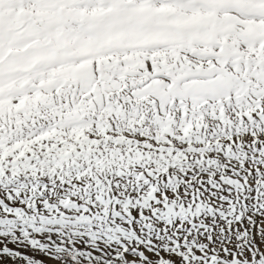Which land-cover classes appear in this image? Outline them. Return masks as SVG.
Instances as JSON below:
<instances>
[{
    "label": "rangeland",
    "instance_id": "374dc122",
    "mask_svg": "<svg viewBox=\"0 0 264 264\" xmlns=\"http://www.w3.org/2000/svg\"><path fill=\"white\" fill-rule=\"evenodd\" d=\"M47 117L144 154L50 165ZM147 163L175 181L143 202L112 171ZM259 170L264 0H0V264H264Z\"/></svg>",
    "mask_w": 264,
    "mask_h": 264
},
{
    "label": "trees",
    "instance_id": "16d2710c",
    "mask_svg": "<svg viewBox=\"0 0 264 264\" xmlns=\"http://www.w3.org/2000/svg\"><path fill=\"white\" fill-rule=\"evenodd\" d=\"M161 99H162L161 103H163L167 99V96L164 95L161 97ZM185 118L187 119V117ZM181 119H184V118H181ZM177 122H180V121H177ZM41 123L43 124V126H46L49 128L47 138L43 142L48 143L50 147V149H48V161L50 165L53 164V161L57 157H61L62 163L65 166L67 167L70 166L71 168L76 169L78 166L86 164L88 159L92 158L93 156L100 157L108 161V159L114 158V157L138 156L137 154H139L142 151V150L136 151L134 150L135 148L132 150H124V148L117 149L116 143H112V136L116 135L117 133L116 126L114 125H110V128L108 129L109 133L107 134L108 136H106V138H103V135L101 134L99 128L92 129V130L69 129V132H66L62 135L63 140H60L59 132H52V131H55L60 125H62V123H67L69 125L68 126L69 128L74 126L75 123H73L72 120H68L64 117L63 119L62 117L61 118L60 117L59 118H48L47 117V118H44L43 120L38 121V125ZM54 137L56 138L55 140L53 139ZM79 142L80 143L90 142L94 144V146L93 145L86 146V144H84L83 146H80ZM103 142L106 143L105 146H103ZM99 144H102L104 149H101ZM55 145L62 146V149L55 150ZM157 150L158 149L151 148L152 154L153 155L156 154ZM56 152H58L59 154L56 155ZM142 153L144 154V151H142ZM162 168L163 167L160 165L147 163V164H141V165H134L131 168L120 167L119 171H112V173L117 174V177L125 176V177L131 178L132 181H134L131 184L132 190L140 191L141 194L144 196L143 198H138L137 200H142L143 202H145V199L147 196L153 197V196H157L161 192H164L165 190H168V191L172 190L171 185L174 183L175 180L172 177L167 176L168 174H171V170L162 171ZM137 173H141L142 175H147L148 178L136 179ZM153 174L155 175L159 174L162 176V178H156V176L152 178L149 176ZM189 174H191V176L189 177L192 180L191 183H189V185L184 186V187H175L174 189L178 190L181 188H185L186 193H189V191H192L194 193L195 189L194 187L192 188V186H196L197 183L198 184L203 183L204 185H206L205 184L206 177L207 176L211 177V175L205 171L201 173L196 172L195 168L189 171ZM257 175L259 177H262L264 173L259 170L257 172ZM239 182L241 183L240 180ZM210 186H212L208 188L210 189V191L213 188H215L213 185H210ZM242 187H243L242 191H244L245 188H249V191H248L249 194H253L255 191L253 188H250V186H245L242 184ZM253 195L255 196L251 200V202L253 203V206H257V207L261 206V208L264 211V194L262 192H259V193L255 192V194ZM152 204L154 205V207L162 206L158 202H154V201L150 203V206H152ZM129 205H132V204H129ZM136 207H137V204L133 205V207L125 206V209L123 208L126 211L125 217L130 222L132 221L134 216H137V214L134 212ZM119 208H122V207H119ZM209 208L212 209V207H209ZM153 219L158 220V215L154 216ZM167 222H169L168 219H167ZM80 238H82L81 235H80ZM78 240L80 239L78 238Z\"/></svg>",
    "mask_w": 264,
    "mask_h": 264
},
{
    "label": "water",
    "instance_id": "95a60500",
    "mask_svg": "<svg viewBox=\"0 0 264 264\" xmlns=\"http://www.w3.org/2000/svg\"><path fill=\"white\" fill-rule=\"evenodd\" d=\"M170 94L174 97H183L184 93L177 87V85H174L170 89Z\"/></svg>",
    "mask_w": 264,
    "mask_h": 264
}]
</instances>
